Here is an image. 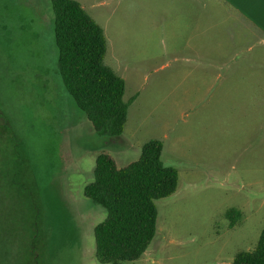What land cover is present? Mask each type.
<instances>
[{"label": "rangeland", "instance_id": "1", "mask_svg": "<svg viewBox=\"0 0 264 264\" xmlns=\"http://www.w3.org/2000/svg\"><path fill=\"white\" fill-rule=\"evenodd\" d=\"M78 1L135 97L119 135L96 134L61 81L50 0H0V264H109L93 238L106 210L83 188L97 153L125 165L150 138L177 183L121 264H231L264 227L263 40L215 0Z\"/></svg>", "mask_w": 264, "mask_h": 264}, {"label": "trees", "instance_id": "2", "mask_svg": "<svg viewBox=\"0 0 264 264\" xmlns=\"http://www.w3.org/2000/svg\"><path fill=\"white\" fill-rule=\"evenodd\" d=\"M57 69L66 91L100 136L119 135L135 94L124 99L125 81L104 62L106 38L102 27L78 0H50ZM162 142L146 140L139 156L117 165L106 152L95 156L92 180L83 188L85 197L106 210L93 227L97 261L121 264L138 259L156 230L155 200L174 192L177 171L161 160ZM229 227L242 218L231 206L225 210ZM231 264H264V227L255 246L239 250Z\"/></svg>", "mask_w": 264, "mask_h": 264}, {"label": "crops", "instance_id": "3", "mask_svg": "<svg viewBox=\"0 0 264 264\" xmlns=\"http://www.w3.org/2000/svg\"><path fill=\"white\" fill-rule=\"evenodd\" d=\"M200 8L207 6L208 0H190ZM233 12L240 20L251 26L264 43V0H215ZM81 4V3H80ZM82 6V5H81ZM83 7V6H82ZM84 8V7H83ZM85 9V8H84Z\"/></svg>", "mask_w": 264, "mask_h": 264}]
</instances>
